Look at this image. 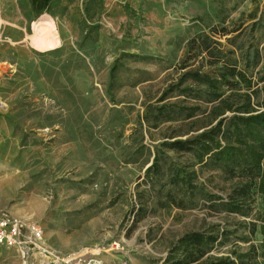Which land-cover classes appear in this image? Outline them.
Masks as SVG:
<instances>
[{
    "label": "rangeland",
    "instance_id": "rangeland-1",
    "mask_svg": "<svg viewBox=\"0 0 264 264\" xmlns=\"http://www.w3.org/2000/svg\"><path fill=\"white\" fill-rule=\"evenodd\" d=\"M87 1L60 0L38 15L28 0H0V211L39 224L62 255L100 248V264H170L172 246L193 232H230L201 260L257 245L252 216L228 215L197 193L166 207L164 179L151 185L146 169L155 155L163 166L191 160L161 146L181 119H151L177 99L158 101L186 42L201 30L220 49L237 35L244 48L264 47V0H101L96 33L82 29L85 7L98 9ZM194 184L221 197L230 190L212 171ZM111 242L118 252L103 251ZM0 264L20 259L0 246Z\"/></svg>",
    "mask_w": 264,
    "mask_h": 264
},
{
    "label": "trees",
    "instance_id": "trees-1",
    "mask_svg": "<svg viewBox=\"0 0 264 264\" xmlns=\"http://www.w3.org/2000/svg\"><path fill=\"white\" fill-rule=\"evenodd\" d=\"M28 1L38 15L60 5V0ZM91 2L97 3L98 9L89 14L85 7L82 29L96 33L101 0H88L87 4ZM234 39L232 49H220L219 41L200 30L186 42L187 53L180 59L178 75L158 101L172 96L177 99L156 106L151 119H181L167 136L169 141L161 146L166 151L187 154L191 160L179 166L163 159V166L155 155L146 174L151 185L164 179L161 192L166 207L183 208L184 197L197 193L206 201H217L211 202V207L220 205L228 215L252 216L247 231L254 234L258 230L261 240L257 245L249 244L246 252L234 248L229 255L201 260L219 236L226 238L230 232L189 233L170 249L165 260H172L170 264H259L257 257L264 258V47L251 42L244 48L243 41ZM202 53L207 57L198 60ZM203 170L219 173L230 184L226 197L209 194L194 184ZM257 196L262 205L259 211L255 210Z\"/></svg>",
    "mask_w": 264,
    "mask_h": 264
},
{
    "label": "built area",
    "instance_id": "built-area-1",
    "mask_svg": "<svg viewBox=\"0 0 264 264\" xmlns=\"http://www.w3.org/2000/svg\"><path fill=\"white\" fill-rule=\"evenodd\" d=\"M0 246L11 249L20 264H100V248L84 247L62 255L44 239L43 230L34 221L24 220L9 212L0 211ZM117 242L107 244L103 251L116 253Z\"/></svg>",
    "mask_w": 264,
    "mask_h": 264
},
{
    "label": "bare ground",
    "instance_id": "bare-ground-1",
    "mask_svg": "<svg viewBox=\"0 0 264 264\" xmlns=\"http://www.w3.org/2000/svg\"><path fill=\"white\" fill-rule=\"evenodd\" d=\"M26 220H28V219H26Z\"/></svg>",
    "mask_w": 264,
    "mask_h": 264
}]
</instances>
